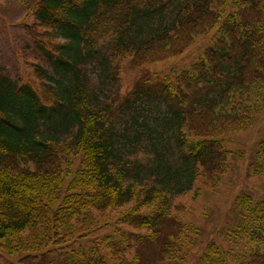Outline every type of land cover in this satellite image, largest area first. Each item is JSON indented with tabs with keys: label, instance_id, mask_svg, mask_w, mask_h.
<instances>
[{
	"label": "trees",
	"instance_id": "trees-1",
	"mask_svg": "<svg viewBox=\"0 0 264 264\" xmlns=\"http://www.w3.org/2000/svg\"><path fill=\"white\" fill-rule=\"evenodd\" d=\"M27 11L49 69L34 70L39 91L0 70V254L18 264H141L111 234L89 236L129 204L121 222L156 232L197 180L221 183L235 156L221 138L253 124L243 100L264 98V0H33ZM212 33L189 70L120 98L121 61L158 64ZM252 168L264 178V139ZM235 213L227 250L211 242L200 264H264V197L241 195ZM177 236L161 248L165 264L189 254Z\"/></svg>",
	"mask_w": 264,
	"mask_h": 264
},
{
	"label": "rangeland",
	"instance_id": "rangeland-1",
	"mask_svg": "<svg viewBox=\"0 0 264 264\" xmlns=\"http://www.w3.org/2000/svg\"><path fill=\"white\" fill-rule=\"evenodd\" d=\"M32 2L33 0H0V70L12 80L29 83L39 91L40 82L34 70L38 65L46 69L49 66L45 54L36 48L30 33V30L43 32L33 28L37 21L27 11ZM212 40L213 33L198 37L181 56L154 65L134 68L128 59L121 61L118 78L120 98L142 80H174L178 73L189 70L199 61ZM247 100H243V104L255 110L253 124L244 131L221 138L224 148L235 156L229 161L228 172L217 187L210 188L201 179L197 180L190 192L176 196L171 201V207L165 210V219L160 222L156 232L147 227L139 228L121 222V216L133 207V204H129L106 214L105 220H109L110 227H103L90 235L89 239L95 241L102 235L111 234L110 239L114 240V244L117 241L118 244H124L123 256L131 261L138 255L141 264H165L161 261L160 251L171 234L178 235L185 243L181 244L184 246L182 253L189 251L178 264H200L201 257L211 242L224 246L227 250L224 232L234 228L236 224L237 199L243 194L256 199L264 197V178H256L252 168L257 145L264 139V98L252 96L248 102ZM137 159L142 162L145 156L138 155ZM76 167L77 165L72 170ZM141 215L148 219L154 217L148 209ZM0 264H18V259L0 254Z\"/></svg>",
	"mask_w": 264,
	"mask_h": 264
}]
</instances>
